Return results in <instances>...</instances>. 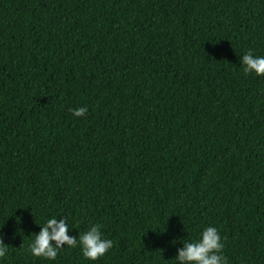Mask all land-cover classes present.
<instances>
[{"label": "trees", "instance_id": "obj_1", "mask_svg": "<svg viewBox=\"0 0 264 264\" xmlns=\"http://www.w3.org/2000/svg\"><path fill=\"white\" fill-rule=\"evenodd\" d=\"M248 51L264 56V0H0V264H179L209 226L226 264H264ZM51 218L113 247L35 257Z\"/></svg>", "mask_w": 264, "mask_h": 264}, {"label": "clouds", "instance_id": "obj_2", "mask_svg": "<svg viewBox=\"0 0 264 264\" xmlns=\"http://www.w3.org/2000/svg\"><path fill=\"white\" fill-rule=\"evenodd\" d=\"M244 65V73H255L257 76H264V56H254L251 51L246 52L241 58ZM76 117H83L87 114L86 107L70 109ZM102 226L94 224L89 230L79 236L68 235V224L64 218L48 219L46 224L41 226L34 241L29 245V251L35 257H43L48 260H55L59 250L65 245L75 248L79 244L82 254L88 260H98L104 256L112 247L111 239L103 238L100 231ZM0 233V258L7 254V244ZM55 242L54 244L52 242ZM224 244L218 229L214 226L206 227L197 242H187L183 247L177 249L176 260L179 264H226L227 257L223 254Z\"/></svg>", "mask_w": 264, "mask_h": 264}]
</instances>
